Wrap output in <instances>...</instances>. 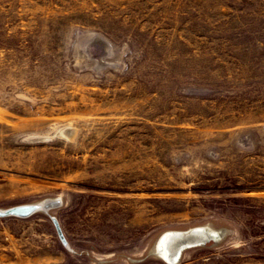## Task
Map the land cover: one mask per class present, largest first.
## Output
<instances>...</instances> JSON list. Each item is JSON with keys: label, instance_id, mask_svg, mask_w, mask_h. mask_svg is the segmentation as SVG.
Here are the masks:
<instances>
[{"label": "rangeland", "instance_id": "374dc122", "mask_svg": "<svg viewBox=\"0 0 264 264\" xmlns=\"http://www.w3.org/2000/svg\"><path fill=\"white\" fill-rule=\"evenodd\" d=\"M0 264H264V0H0ZM52 217L69 243L61 242Z\"/></svg>", "mask_w": 264, "mask_h": 264}, {"label": "water", "instance_id": "95a60500", "mask_svg": "<svg viewBox=\"0 0 264 264\" xmlns=\"http://www.w3.org/2000/svg\"><path fill=\"white\" fill-rule=\"evenodd\" d=\"M61 203V199H55L45 200L40 203L19 205L8 209H0V218H27L39 211L48 213L49 210L61 205ZM52 221L61 242L66 247H69V243L62 231L60 222L56 217H52ZM219 237L220 235L210 227H197L187 231H170L160 237L157 243V251L169 264H176L180 260L182 252L185 249L206 245Z\"/></svg>", "mask_w": 264, "mask_h": 264}]
</instances>
